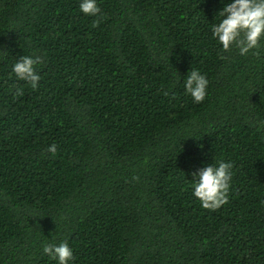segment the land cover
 I'll return each instance as SVG.
<instances>
[{
    "label": "trees",
    "instance_id": "trees-1",
    "mask_svg": "<svg viewBox=\"0 0 264 264\" xmlns=\"http://www.w3.org/2000/svg\"><path fill=\"white\" fill-rule=\"evenodd\" d=\"M97 2L0 0V264H57L61 241L69 264H264V39L224 51L221 0ZM217 161L228 203L208 210L191 174Z\"/></svg>",
    "mask_w": 264,
    "mask_h": 264
},
{
    "label": "clouds",
    "instance_id": "clouds-1",
    "mask_svg": "<svg viewBox=\"0 0 264 264\" xmlns=\"http://www.w3.org/2000/svg\"><path fill=\"white\" fill-rule=\"evenodd\" d=\"M223 7L217 12L219 22L212 25V37L228 51L235 46L241 56L247 55L258 47L264 39V0H221ZM79 10L85 16H96L100 13L97 0H80ZM40 57L22 56L12 66L16 78L25 81L33 89L39 87L41 79L35 65ZM209 81L199 70L192 69L183 81V87L194 103H201L207 95ZM47 151L55 155L57 145L48 146ZM231 163L217 161L204 164L192 172V195L208 210H217L228 203V192L232 179ZM42 251L57 264H69L74 260L73 249L61 241L45 243Z\"/></svg>",
    "mask_w": 264,
    "mask_h": 264
}]
</instances>
